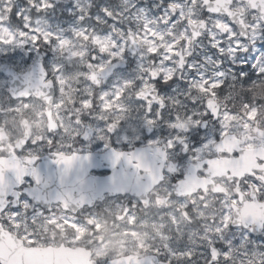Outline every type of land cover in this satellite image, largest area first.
<instances>
[{"label": "snow or ice", "instance_id": "obj_1", "mask_svg": "<svg viewBox=\"0 0 264 264\" xmlns=\"http://www.w3.org/2000/svg\"><path fill=\"white\" fill-rule=\"evenodd\" d=\"M59 3L0 0V50L53 54L0 69V264H264V0Z\"/></svg>", "mask_w": 264, "mask_h": 264}, {"label": "flooded vegetation", "instance_id": "obj_2", "mask_svg": "<svg viewBox=\"0 0 264 264\" xmlns=\"http://www.w3.org/2000/svg\"><path fill=\"white\" fill-rule=\"evenodd\" d=\"M66 0H60V3L57 6V9L54 13H49V19L53 23L54 27H59L61 29H69L71 27L77 26V18L75 15H69V12L58 11L59 9H63L66 6L64 5ZM147 0H145V3ZM93 3L96 4L97 8H99L102 4H114L115 0H93ZM53 58L52 53H48L47 56L41 58L37 56L35 52H32L26 48H7L0 50V69H8L15 70V72L19 73L22 71L30 70L36 66H38L42 60L45 64H50ZM128 63L125 65L118 66L117 69V77L120 76H131L134 74V69L136 67L137 58L133 55H129L127 57ZM9 71H0V84L9 80ZM117 77L109 78L106 87H111L113 83L116 82ZM164 130H154L152 133L147 134L149 138H155L159 135H164ZM87 144V142H85ZM90 149L93 153H104L106 150L104 149V144L102 141L96 140L91 143ZM106 168L104 171L95 172V175H100L103 177H110L113 174V168L105 163ZM26 180L30 181L33 185V181L30 178H26ZM121 197L118 195L111 196L107 194L104 198L105 201L109 202H117ZM97 207H103V204H98Z\"/></svg>", "mask_w": 264, "mask_h": 264}, {"label": "rangeland", "instance_id": "obj_3", "mask_svg": "<svg viewBox=\"0 0 264 264\" xmlns=\"http://www.w3.org/2000/svg\"><path fill=\"white\" fill-rule=\"evenodd\" d=\"M116 1V0H115ZM66 7L63 9H59L58 11L69 12L70 9L74 10V0H66L65 4Z\"/></svg>", "mask_w": 264, "mask_h": 264}, {"label": "water", "instance_id": "obj_4", "mask_svg": "<svg viewBox=\"0 0 264 264\" xmlns=\"http://www.w3.org/2000/svg\"><path fill=\"white\" fill-rule=\"evenodd\" d=\"M47 161H44L43 164L46 165ZM51 196L52 198L55 197V188L53 189V192L49 195Z\"/></svg>", "mask_w": 264, "mask_h": 264}]
</instances>
